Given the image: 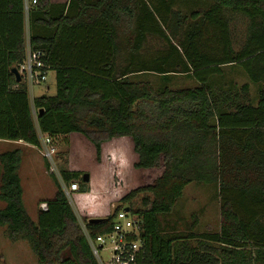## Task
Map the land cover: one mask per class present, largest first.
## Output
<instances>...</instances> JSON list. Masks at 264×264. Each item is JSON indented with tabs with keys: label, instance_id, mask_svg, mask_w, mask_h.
Wrapping results in <instances>:
<instances>
[{
	"label": "trees",
	"instance_id": "16d2710c",
	"mask_svg": "<svg viewBox=\"0 0 264 264\" xmlns=\"http://www.w3.org/2000/svg\"><path fill=\"white\" fill-rule=\"evenodd\" d=\"M37 1L26 16L24 0H0V139L37 146L39 132L55 140L81 134L100 155L102 143L126 136L137 169L163 165V171L99 223L80 221L51 175L55 195L33 219L19 174L25 149L6 150L0 226L8 237L28 241L40 264H99L85 231L105 234L126 207L142 220L147 264H264V0H97L83 3L77 17L55 15L51 0ZM234 13L248 20L239 50L230 26ZM26 23L31 47L56 72L55 95L31 100L27 83L12 73L26 57ZM148 35L164 41L159 55L148 53ZM227 65L241 66L260 84L255 101L249 84L237 91L212 87L211 78ZM149 72L164 87L146 79ZM172 73L200 85L173 89L166 85ZM61 174L66 183L81 176ZM192 183L219 186L220 229L165 233L162 217L173 214ZM140 194L147 197L137 206ZM189 239L200 245L191 247Z\"/></svg>",
	"mask_w": 264,
	"mask_h": 264
},
{
	"label": "rangeland",
	"instance_id": "374dc122",
	"mask_svg": "<svg viewBox=\"0 0 264 264\" xmlns=\"http://www.w3.org/2000/svg\"><path fill=\"white\" fill-rule=\"evenodd\" d=\"M174 8L181 10L182 13H190V8L184 5L177 4ZM230 18L234 48L239 50L246 39L248 20L240 13H234L230 15ZM147 43L150 55H159L158 51L165 47L164 41L156 35H148ZM172 74L169 75L166 85L173 89L200 85L188 74ZM144 75L146 79L153 82L156 88L164 87V83L158 74L149 72ZM52 76L53 74H50L46 83L35 85L32 91H28L31 100L44 94H56V86L55 83H52ZM48 84H50V89H47ZM210 84L215 89L231 91L240 90L244 84H249V97L254 101L260 88V84L253 83L239 65L224 66L223 73L213 76ZM57 143L60 170L81 174L80 178L74 179L79 183L80 190L74 191L70 197L68 196L80 221L83 218L108 217L117 206L125 204L122 202L124 196L139 187L152 184L163 171V165L152 169H137L135 164L138 156L134 152L132 140L126 136L113 138L102 143L100 155L97 154L95 146L81 134L59 137ZM18 146H23L25 149L23 164L20 166L24 204L28 214L36 219L40 204L54 197L56 185L54 178L47 170L46 160L37 149H32L21 142L0 139V154ZM85 173L90 176V180L87 182L83 180ZM1 180L2 166L0 163V185ZM144 197H147V194H140L134 198V204L143 205L142 199ZM4 205L5 203L0 200V207ZM220 214L219 186L217 184L192 183L178 200L173 214L162 217L161 222L166 228L165 233L186 236L191 231L197 233L218 231L220 229ZM194 216L198 218L196 225L193 223ZM188 243L191 247L200 245L197 239H189ZM0 264L40 263L28 241L11 240L7 235V227L0 226Z\"/></svg>",
	"mask_w": 264,
	"mask_h": 264
},
{
	"label": "built area",
	"instance_id": "2783aa9c",
	"mask_svg": "<svg viewBox=\"0 0 264 264\" xmlns=\"http://www.w3.org/2000/svg\"><path fill=\"white\" fill-rule=\"evenodd\" d=\"M37 2V0H24L26 16ZM44 56L45 54L41 50H34L29 40L27 41L26 57L16 68L21 75V82H26L31 91L35 85L47 82L50 69L44 62ZM39 137L40 144L32 146L46 160L49 174L58 179L66 195L70 197L72 192L80 190V185L76 181L66 183L63 180L58 163L57 140L42 132H39ZM39 207L42 210H47V202H42ZM142 224L139 215L125 207L115 214L110 231L94 237L85 231L92 252L99 264H147ZM106 253L107 256H105Z\"/></svg>",
	"mask_w": 264,
	"mask_h": 264
},
{
	"label": "crops",
	"instance_id": "0c3cea01",
	"mask_svg": "<svg viewBox=\"0 0 264 264\" xmlns=\"http://www.w3.org/2000/svg\"><path fill=\"white\" fill-rule=\"evenodd\" d=\"M97 0H51V3L53 4L52 7V13L55 15L59 14L61 11H63L64 15H70V16H74L77 17L79 12L81 11V6L83 5V3H92L95 2ZM26 36H27V41L29 40V36H30V29H29V25L28 23H26ZM73 55H77L78 52H76V50H74ZM50 74H53V80L52 83H55L56 86V72L54 70H51L48 73V76ZM51 83V84H52ZM47 89H50V84L47 85ZM21 142V141H20ZM22 143V142H21ZM30 148H34L32 145H27ZM24 159V157H23ZM23 164V161L21 163V165ZM19 174H21V167L19 169Z\"/></svg>",
	"mask_w": 264,
	"mask_h": 264
},
{
	"label": "water",
	"instance_id": "95a60500",
	"mask_svg": "<svg viewBox=\"0 0 264 264\" xmlns=\"http://www.w3.org/2000/svg\"><path fill=\"white\" fill-rule=\"evenodd\" d=\"M12 73L15 75V77H16V80L18 81V82H21V75L19 74V71H18V69L16 68V67H14V68H12ZM83 180L85 181V182H87V181H89L90 180V176H89V174L88 173H85L84 175H83ZM126 209H128V208H126ZM103 220V218H90V223H99V222H101Z\"/></svg>",
	"mask_w": 264,
	"mask_h": 264
}]
</instances>
